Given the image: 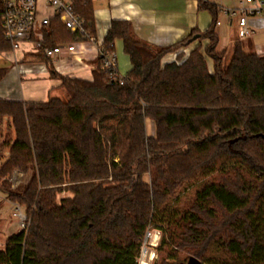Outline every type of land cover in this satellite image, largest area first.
<instances>
[{"label":"trees","instance_id":"obj_1","mask_svg":"<svg viewBox=\"0 0 264 264\" xmlns=\"http://www.w3.org/2000/svg\"><path fill=\"white\" fill-rule=\"evenodd\" d=\"M198 1L211 26L171 47L111 24L102 47L113 53L122 40L133 66L123 85L99 58L92 80L51 72L66 100L0 99V122L15 135L2 145L0 191L29 219L0 264H139L148 230L162 233L160 250L175 264H264V56L236 41L225 64L221 7ZM73 2L94 36L93 0ZM41 33L49 47L81 41L58 19ZM168 54L176 59L163 63ZM7 73L0 68V82ZM15 170L25 177L17 188Z\"/></svg>","mask_w":264,"mask_h":264},{"label":"crops","instance_id":"obj_2","mask_svg":"<svg viewBox=\"0 0 264 264\" xmlns=\"http://www.w3.org/2000/svg\"><path fill=\"white\" fill-rule=\"evenodd\" d=\"M221 9H234L242 3L250 4L260 0H212ZM231 1L232 5H229ZM93 14L95 20L96 43H74L75 52L67 50L61 55L48 59L42 54L43 62L26 63L24 53H0V68L8 70L7 76L0 82V99L18 100L24 102L45 103L53 92H58L59 98L61 81L54 78L52 71L60 76L92 80L93 71L98 67L99 48H101L111 24L115 21L129 22L135 35L151 46L167 48L174 46L194 32L203 33L211 26L213 17L207 10H202L198 0H93ZM221 25L217 26L220 47L232 54L236 41H242L248 53H264V10L255 17H251L248 26L251 34L242 38L239 34L238 18H230L221 11L219 16ZM222 40L228 41L226 43ZM193 43L185 50L188 55L197 47ZM230 47V50H228ZM115 53L119 75L126 77L132 71L129 56L125 53L122 40H116ZM34 56V55H32ZM40 58V57H39ZM175 54H168L163 63L172 62ZM210 71L213 62L209 60ZM152 128V124L150 125ZM153 130V129H152ZM152 134V131L149 132ZM7 241V240H6Z\"/></svg>","mask_w":264,"mask_h":264},{"label":"built area","instance_id":"obj_3","mask_svg":"<svg viewBox=\"0 0 264 264\" xmlns=\"http://www.w3.org/2000/svg\"><path fill=\"white\" fill-rule=\"evenodd\" d=\"M0 6L3 34L14 54L19 52L25 55L42 54L48 59L59 56L66 50L73 54L75 52L74 44L57 47H49L44 44L41 31L50 26L54 19H58L70 33L80 36V42L96 43L95 37L86 28V21L76 12L73 0H0ZM263 10L264 0L252 1L250 4L242 3L240 7L234 9H221L230 18H238L239 34L242 38L252 33L248 26L249 19L260 15ZM219 25H221L220 21L217 22V26ZM99 58L102 59L104 67L111 71V78L123 85L125 77L119 75L116 53H108L101 46ZM23 178V174L15 170L9 177V183L13 187H17L23 182ZM14 216L19 218L20 227L27 231L28 216L21 212V207L18 205ZM160 236L159 231L148 230L143 246L149 242L152 245L157 244ZM151 259H153V255Z\"/></svg>","mask_w":264,"mask_h":264},{"label":"rangeland","instance_id":"obj_4","mask_svg":"<svg viewBox=\"0 0 264 264\" xmlns=\"http://www.w3.org/2000/svg\"><path fill=\"white\" fill-rule=\"evenodd\" d=\"M229 2V1H228ZM229 5H225L226 7H229L232 5L231 1L229 2ZM222 42L226 43V41L222 40ZM228 43V41H227ZM226 43V45H227ZM202 48L204 51V47H205V42L202 44ZM230 50V47H228ZM229 53H227L226 57H225V64H228L230 59H231V54L230 51H228ZM261 56H264V53H259ZM175 59H173L174 61ZM25 61L26 63H31L33 61H38V62H43L44 59L43 58H39V55H30V56H25ZM60 93H64L65 95V91L60 88ZM52 98H59L58 97V92L55 91L53 92V94L51 95V97H49L48 101ZM67 96L65 97L64 100H66ZM152 123L148 122V132L152 131V128L150 127ZM15 139V135H14V131L9 127V122L7 119H5L3 122H0V167L5 159V157L8 155V148H3L2 145L3 143H9V142H13ZM24 177V175H23ZM25 177L23 178V182L20 184L22 185L24 183ZM20 185H18L17 187H19ZM14 187V188H17ZM71 196L69 193H63L59 196V200ZM19 206V205H18ZM21 207V206H19ZM16 208L17 205L15 203L10 202L9 200L6 199V196L3 192L0 191V250L4 249L6 240L11 237L12 235L18 234L21 231H24L21 227H20V220L19 218L14 216V213L16 212ZM21 212L26 214V209L24 207H21ZM154 231V230H153ZM158 232V231H156ZM161 234V238L158 241L157 244L152 245L150 242L143 246V250H142V254L141 257L139 259V264H167V263H172L175 264L174 261L165 259L166 254L163 253V251L160 250V245H161V239H162V233ZM153 255V259H151V256ZM182 259L184 260V257H182ZM189 258H187L185 261L186 262ZM246 264H258L257 262H246Z\"/></svg>","mask_w":264,"mask_h":264},{"label":"water","instance_id":"obj_5","mask_svg":"<svg viewBox=\"0 0 264 264\" xmlns=\"http://www.w3.org/2000/svg\"><path fill=\"white\" fill-rule=\"evenodd\" d=\"M179 264H204V263L200 261L198 258L191 256L186 262Z\"/></svg>","mask_w":264,"mask_h":264}]
</instances>
